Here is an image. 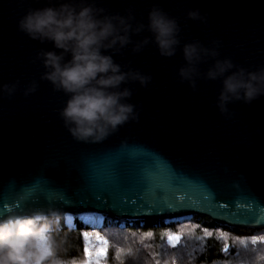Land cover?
I'll return each instance as SVG.
<instances>
[{
    "label": "water",
    "instance_id": "water-1",
    "mask_svg": "<svg viewBox=\"0 0 264 264\" xmlns=\"http://www.w3.org/2000/svg\"><path fill=\"white\" fill-rule=\"evenodd\" d=\"M64 2L80 0H0V218L52 207L62 217L168 224L201 216L230 228L264 229V96L228 104L235 115L226 119L216 107L221 80L198 79L193 91L178 76L183 45L210 46L213 39L222 41L218 59L230 57L249 71L264 67V0H95L106 14L131 8L145 25L159 6L181 27L173 57L160 56L154 43L139 53L131 44L122 55L104 53L123 71L128 65L152 81L146 88L121 86L133 90L127 102L137 105L139 119L98 143L73 139L59 115L69 97L40 79L45 69L37 53L61 50L17 27L29 9ZM193 9L207 14V25L187 18ZM151 35L145 30L132 39ZM213 63L201 64V72ZM16 81L9 97L3 86ZM33 81L37 91L25 97Z\"/></svg>",
    "mask_w": 264,
    "mask_h": 264
},
{
    "label": "clouds",
    "instance_id": "clouds-1",
    "mask_svg": "<svg viewBox=\"0 0 264 264\" xmlns=\"http://www.w3.org/2000/svg\"><path fill=\"white\" fill-rule=\"evenodd\" d=\"M103 7L91 3L64 2L58 7L48 6L29 9L17 24L18 30L30 39L52 42L56 51L41 49L36 56L45 71L40 79L50 82L55 91H62L69 98L59 115L64 127L78 142L98 143L107 139L129 121H138L137 105L127 102L133 90L121 87L138 82L148 87L152 76L132 69L127 71L116 63L113 55L123 54L130 44L132 52L139 53L154 43L162 57H173L181 45V27L176 17H171L159 6L148 13V24L136 21L133 9L126 15L106 14ZM187 18L208 23L207 14L199 9L189 10ZM135 22V23H134ZM145 30L151 37L133 41V35ZM222 41L213 39L210 46L200 41L185 43L182 48L185 65L178 70L180 82H187L197 90V80H221L222 87L216 107L226 119L235 113L228 104L243 101L251 104L264 96V67L249 71L234 64L229 58L218 59ZM70 54L71 59L65 60ZM214 63L205 72L200 65ZM35 62V61H34ZM19 81L3 86L12 97L19 88ZM38 83L31 82L23 90L27 97L37 91ZM62 213L59 209H32L28 212L11 213L0 218V264H76L75 259H62L58 253L64 250V239H57Z\"/></svg>",
    "mask_w": 264,
    "mask_h": 264
},
{
    "label": "trees",
    "instance_id": "trees-1",
    "mask_svg": "<svg viewBox=\"0 0 264 264\" xmlns=\"http://www.w3.org/2000/svg\"><path fill=\"white\" fill-rule=\"evenodd\" d=\"M125 223V227H120ZM99 235L106 240V255L91 256L84 249V238ZM210 233V235H209ZM180 240L169 241L168 236ZM57 239H64V250L58 255L76 264H264V229H238L221 226L212 220L194 216L184 222H125L105 217L101 229L83 226L68 229L61 218ZM255 241V243H253Z\"/></svg>",
    "mask_w": 264,
    "mask_h": 264
},
{
    "label": "snow or ice",
    "instance_id": "snow-or-ice-1",
    "mask_svg": "<svg viewBox=\"0 0 264 264\" xmlns=\"http://www.w3.org/2000/svg\"><path fill=\"white\" fill-rule=\"evenodd\" d=\"M210 235V233H209ZM84 238L86 240H88L89 246L86 247L84 249V252L86 255L91 256V251L90 249L95 251L96 257H103L104 255H106V249H107V241L103 240L99 235H97L94 239L89 235V234H85ZM168 240L171 241H179L180 237L179 236H172L169 235L168 236ZM253 243H255V241H253ZM87 264V262H86ZM96 264H99V259H97Z\"/></svg>",
    "mask_w": 264,
    "mask_h": 264
},
{
    "label": "built area",
    "instance_id": "built-area-1",
    "mask_svg": "<svg viewBox=\"0 0 264 264\" xmlns=\"http://www.w3.org/2000/svg\"><path fill=\"white\" fill-rule=\"evenodd\" d=\"M61 222V221H60ZM63 224L68 229H75L77 226H83L90 230L101 229L104 224V218L102 221L95 222L89 215H81L76 218L71 216L70 218L67 216L63 217ZM120 227H125V223H122Z\"/></svg>",
    "mask_w": 264,
    "mask_h": 264
},
{
    "label": "bare ground",
    "instance_id": "bare-ground-1",
    "mask_svg": "<svg viewBox=\"0 0 264 264\" xmlns=\"http://www.w3.org/2000/svg\"><path fill=\"white\" fill-rule=\"evenodd\" d=\"M90 218H92L95 222H100L102 221V216L100 215H97V214H92V215H89ZM68 217L70 218L71 215H68Z\"/></svg>",
    "mask_w": 264,
    "mask_h": 264
}]
</instances>
